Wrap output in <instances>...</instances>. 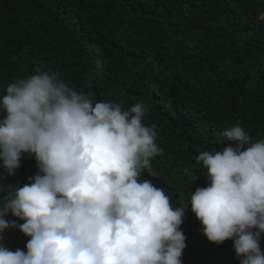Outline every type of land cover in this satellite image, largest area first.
<instances>
[{
	"label": "trees",
	"instance_id": "obj_1",
	"mask_svg": "<svg viewBox=\"0 0 264 264\" xmlns=\"http://www.w3.org/2000/svg\"><path fill=\"white\" fill-rule=\"evenodd\" d=\"M262 12L264 0H0V98L15 80L45 70L94 102L124 110L143 102L161 154L139 179L180 206L208 186L196 158L231 143L226 129L239 124L253 141L264 139ZM20 164L8 175L0 161V188L30 183L34 156ZM181 230L182 264H239L232 240L209 242L190 205ZM14 241L13 251L26 250Z\"/></svg>",
	"mask_w": 264,
	"mask_h": 264
},
{
	"label": "clouds",
	"instance_id": "obj_2",
	"mask_svg": "<svg viewBox=\"0 0 264 264\" xmlns=\"http://www.w3.org/2000/svg\"><path fill=\"white\" fill-rule=\"evenodd\" d=\"M0 111L5 172L13 175L24 154L38 168L23 187L0 188V264H182L189 205L209 242L232 240L239 264H264V139L239 124L223 132L226 147L197 156L208 186L174 207L163 188L139 179L161 154L143 102L127 110L94 102L38 70L7 86ZM14 239L26 250L13 251Z\"/></svg>",
	"mask_w": 264,
	"mask_h": 264
}]
</instances>
